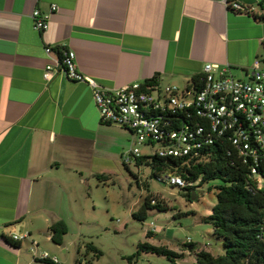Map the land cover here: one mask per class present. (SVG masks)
I'll use <instances>...</instances> for the list:
<instances>
[{"label":"crops","instance_id":"crops-1","mask_svg":"<svg viewBox=\"0 0 264 264\" xmlns=\"http://www.w3.org/2000/svg\"><path fill=\"white\" fill-rule=\"evenodd\" d=\"M263 1L0 0V264H19L12 235L38 247L51 224L80 220L88 176L109 178L134 144L128 130L101 124L86 84L43 80L55 57L45 47L73 51L77 69L106 88L156 77L186 90L207 63L245 80L264 44L254 19ZM34 9L48 19L44 32L32 27Z\"/></svg>","mask_w":264,"mask_h":264},{"label":"built area","instance_id":"built-area-1","mask_svg":"<svg viewBox=\"0 0 264 264\" xmlns=\"http://www.w3.org/2000/svg\"><path fill=\"white\" fill-rule=\"evenodd\" d=\"M228 6L242 13L249 11L235 2ZM55 9L51 6L50 12ZM30 17L35 31L41 33L47 29L48 19L41 16L39 10H32ZM44 51L47 56L55 55L43 68L44 81L61 73L70 81L86 84L101 124L116 125L130 131L134 144L126 162L140 156L139 146L151 150L147 156L156 154L158 157L176 158L186 156L192 150H200L218 139H226L243 163L247 160L255 163L264 156V69L259 58L252 61L245 80L232 77L227 66L219 68L216 64H204L200 88L193 92L189 88L179 90L159 83L145 87H141V83H132L106 88L77 69L73 51H54L51 47H45ZM178 112L191 119L190 127L171 129L170 117L162 120V116ZM197 118L201 123H194ZM158 181L170 187L188 185L171 175L161 176ZM27 238V233L11 236L14 242ZM36 250L37 244L32 243L30 252L34 258L61 264L55 256L47 252L37 253Z\"/></svg>","mask_w":264,"mask_h":264},{"label":"rangeland","instance_id":"rangeland-1","mask_svg":"<svg viewBox=\"0 0 264 264\" xmlns=\"http://www.w3.org/2000/svg\"><path fill=\"white\" fill-rule=\"evenodd\" d=\"M259 59L264 69V44ZM138 148L140 155L151 152L144 146ZM119 151L123 157L114 160V172L106 181L99 182L88 176L81 219L65 222L67 232L61 247H65L66 252L55 249L45 234L38 239L37 253L47 252L61 264H128L126 257L131 255H135L131 264H170L164 256L144 251L137 254L140 243L179 254L174 259L175 264H195V253L200 250L213 256L223 254L220 240L213 236L212 227L206 221L216 202L212 187L219 181L201 185L191 191L188 198L179 188L155 180L148 166L137 167L132 159L126 162L128 149ZM122 161L126 162V169ZM140 183L147 187L143 189ZM147 193L154 195L164 209L148 211L143 221H137L131 214ZM148 231L151 235L147 237ZM87 244L98 249L101 256L96 258L87 251ZM30 247L29 239L22 241L19 264H43L33 260Z\"/></svg>","mask_w":264,"mask_h":264},{"label":"trees","instance_id":"trees-1","mask_svg":"<svg viewBox=\"0 0 264 264\" xmlns=\"http://www.w3.org/2000/svg\"><path fill=\"white\" fill-rule=\"evenodd\" d=\"M260 9L263 13L254 19L264 22V1L260 4ZM243 13L248 14L249 11ZM153 83H158L156 77L143 81L141 87ZM200 85L201 75L191 80L189 89L197 92ZM167 116L170 117L171 129L192 125L191 119L183 112L162 116L164 118L162 120L165 121ZM194 123H201V120L197 118ZM133 162L137 167L148 166L152 177L157 181L166 175L179 177L188 185L172 187L186 192L188 198L190 192L201 185L219 181V184L212 187L215 190L216 202L206 221L212 227L213 236L220 240L223 254L213 256L207 251L200 250L195 253V264H264V156L255 163L249 160L243 163L242 158L226 139H218L202 146L200 150L190 151L186 156L173 158L158 157L156 154L140 155L134 158ZM122 165L127 168L126 162L122 161ZM95 179L103 182L108 177L95 175ZM140 185L143 189L147 187L144 183ZM154 209L161 211L164 207L154 195L147 193L131 217L143 221L147 212ZM66 232L67 227L62 220L56 221L48 228L50 241L56 246L62 245V238ZM149 235L151 232L148 231L146 236ZM15 248L19 249L20 244H16ZM86 250L92 252L96 258L101 256V252L91 244L86 245ZM140 251L164 256L170 264H175L174 259L179 257V254L148 243L138 244L137 254ZM134 258L135 255L126 257L128 264H131ZM33 260L37 263L53 264L47 260L36 258Z\"/></svg>","mask_w":264,"mask_h":264}]
</instances>
